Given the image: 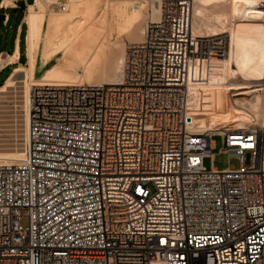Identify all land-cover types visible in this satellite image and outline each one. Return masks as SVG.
I'll use <instances>...</instances> for the list:
<instances>
[{
	"label": "built area",
	"instance_id": "obj_1",
	"mask_svg": "<svg viewBox=\"0 0 264 264\" xmlns=\"http://www.w3.org/2000/svg\"><path fill=\"white\" fill-rule=\"evenodd\" d=\"M192 6L160 0L117 84L31 86L23 157L0 162V264H264L260 133L216 134L239 165L206 169L215 134L190 130L188 61L226 50L191 34Z\"/></svg>",
	"mask_w": 264,
	"mask_h": 264
},
{
	"label": "bare ground",
	"instance_id": "obj_2",
	"mask_svg": "<svg viewBox=\"0 0 264 264\" xmlns=\"http://www.w3.org/2000/svg\"><path fill=\"white\" fill-rule=\"evenodd\" d=\"M63 1L62 4L52 2L63 10L57 12L52 9L46 11L41 0H34L22 18L26 25L27 64L25 67H13L0 84V122L4 121L3 117L20 122V132L16 134L19 143L10 151L8 148V151L0 148V162H14L23 157L27 99L31 86L119 83L124 46L123 43L112 41L113 35L119 39L136 29L139 34L133 42L140 41L145 19H158L160 3L140 0V5L134 7L130 3L132 0ZM193 2L191 34L196 37H200L197 19L203 15V10L226 7L217 11L215 20L219 25L214 29L225 36L226 50L222 56L191 57L188 61L187 113L191 117L190 130L194 133L208 131L213 134L231 130H255L260 132L264 149V84L252 82L264 79V5H260L264 0ZM8 3L9 0H3L2 6ZM245 3L252 6L245 8L243 18L234 23L236 5ZM146 6L151 8L147 14ZM38 49L43 64L57 57L62 59V64H52L43 75L36 77ZM18 58L16 39L12 53L3 56L0 52V68L16 63ZM107 64H112L114 68L108 70ZM231 72H238V75L233 77L232 83L225 84ZM17 73L21 74L20 79L16 78ZM240 74L246 75L244 80L251 82L239 81ZM230 117L236 119L235 124H229Z\"/></svg>",
	"mask_w": 264,
	"mask_h": 264
},
{
	"label": "rangeland",
	"instance_id": "obj_3",
	"mask_svg": "<svg viewBox=\"0 0 264 264\" xmlns=\"http://www.w3.org/2000/svg\"><path fill=\"white\" fill-rule=\"evenodd\" d=\"M28 4L24 5V4H18L17 3V13L16 14H10L8 20H6V22H3L0 20V52L3 53V56H5V54H10L12 53L10 50V43L13 40L14 34L16 32L17 29V24H21V32H20V49H21V54H20V60L19 62L16 61V63L10 64L8 67H6L5 69L0 70V84H2L5 80V78L9 75L10 71L12 70L13 67L15 66H20V67H25L27 64L26 61V52H25V47H26V40H25V33H26V25L24 24V22L22 21L23 16L26 14L27 12V7L29 4H33L34 0H27ZM49 1V2H48ZM41 2L43 3V5L45 6L46 11H49L50 9L55 10L57 12H63V10H60L58 5L56 4H52V2H60L61 4L64 3L63 0H41ZM47 2V3H46ZM140 0H132L130 3L132 6L136 7L140 5ZM155 2V3H154ZM160 2V0H153V4H158ZM193 2V0H192ZM248 4V5H247ZM9 5H11V1L9 0V4L8 7L6 8H0V13H9L10 9ZM194 5V2H193ZM260 5H264L261 3ZM252 6V4L250 3H245L243 5H236V10H235V14H234V20L233 22L237 23V21H240L243 18V13L245 12V8ZM67 8V7H66ZM226 9V7H209L206 10H203V17L200 16V18H198L197 20V24H198V29L199 30V34L200 37H213L215 39V37H219V36H223L221 35V33L216 32L214 29L218 27L219 23L217 20H215V16L217 14V11L221 10V9ZM253 8V7H252ZM263 8V7H261ZM193 10V8H192ZM147 12H151V8L150 6H146L145 9V14H147ZM205 14V15H204ZM3 18V16H2ZM146 22L149 21V18L145 19ZM143 22V21H142ZM233 28V27H231ZM213 29V30H212ZM214 31V32H213ZM136 32V33H135ZM218 33V34H217ZM139 31H137L136 29L133 31V33L128 34V35H124L122 37H120L119 39L115 38L116 35L114 34V38H112V41H118L120 44H122L125 48V46L127 45V43L133 42L134 40H136V37L138 36ZM130 35V36H129ZM137 35V36H136ZM215 43V42H214ZM41 46V45H40ZM214 55H208V57L213 56L216 57V53H212ZM37 66L35 68V76L36 77H40L41 75L44 74L45 70L50 68V66H52V64H56V65H60L62 64V59L57 57L50 60L47 64H43L41 57H40V49H38V55H37ZM218 57V56H217ZM211 58V57H210ZM60 63V64H59ZM112 67L114 68V66L112 64H107L106 68L108 70H111ZM79 72H81V70H78ZM234 73V72H233ZM231 72V75L229 74L228 78L229 79H225V84H230L232 83V81H234L235 76L238 75V72L234 73ZM236 74V75H235ZM20 73H17L16 78L20 79L21 77ZM232 76V77H231ZM243 76V77H242ZM234 77V78H233ZM246 77V75L244 74H240L239 81H243V82H251V81H246L244 80V78ZM253 83H261L264 84V79L263 81H252ZM264 86V85H263ZM2 118V117H1ZM8 118V119H7ZM4 121L0 122V148L1 150H5V149H9L12 150L13 148H16L19 141L16 140V134H19V130H20V122L16 121L14 118L10 120L9 117H3L2 118ZM8 120V121H5ZM229 124H235L236 123V119L234 118H229L228 120ZM18 129V130H17ZM260 133V132H259ZM213 140V148L210 151L213 154L212 159L210 157H204L202 162H203V166L208 169L211 166L217 168V169H223L226 167H232V168H236L239 164L237 159H235L232 155H229L227 152H223L222 151V139L220 135H213L212 137ZM7 149V151H8ZM6 151V150H5Z\"/></svg>",
	"mask_w": 264,
	"mask_h": 264
},
{
	"label": "crops",
	"instance_id": "obj_4",
	"mask_svg": "<svg viewBox=\"0 0 264 264\" xmlns=\"http://www.w3.org/2000/svg\"><path fill=\"white\" fill-rule=\"evenodd\" d=\"M2 1L3 0H0V8H6V7H8V5L7 6L6 5H3L2 6ZM10 1H11V5H9V8H12V9L9 10L10 12L9 13H2V14L0 13V20L3 21V22H6V20H8L10 14H16L18 12L17 9H15V8H17V3L18 4H21V5L22 4H24V5H27L28 4V1L27 0H10ZM2 16H3V18H2ZM20 32H21V24L19 23V24H17V29H16V32L14 34L13 40L9 44L10 45V50L12 52L14 50V47H15V41H16V39L18 40L19 58L17 59V62H19V60H20V54H21V49H20Z\"/></svg>",
	"mask_w": 264,
	"mask_h": 264
}]
</instances>
